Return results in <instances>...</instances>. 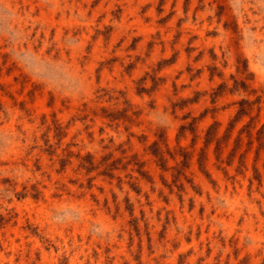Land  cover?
I'll list each match as a JSON object with an SVG mask.
<instances>
[{
  "label": "rangeland",
  "instance_id": "obj_1",
  "mask_svg": "<svg viewBox=\"0 0 264 264\" xmlns=\"http://www.w3.org/2000/svg\"><path fill=\"white\" fill-rule=\"evenodd\" d=\"M0 264H264V0H0Z\"/></svg>",
  "mask_w": 264,
  "mask_h": 264
}]
</instances>
